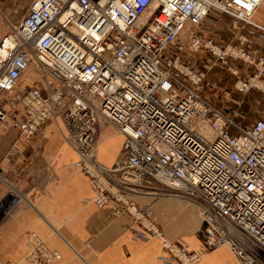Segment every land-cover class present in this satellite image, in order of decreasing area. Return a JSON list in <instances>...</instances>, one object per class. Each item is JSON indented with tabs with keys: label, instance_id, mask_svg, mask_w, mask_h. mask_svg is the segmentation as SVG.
<instances>
[{
	"label": "built area",
	"instance_id": "2783aa9c",
	"mask_svg": "<svg viewBox=\"0 0 264 264\" xmlns=\"http://www.w3.org/2000/svg\"><path fill=\"white\" fill-rule=\"evenodd\" d=\"M263 3L31 0L0 37V124L11 119L27 141L60 118L92 200L130 214L133 234L157 238L168 264H200L223 246L239 264H264V117L242 121L248 92L264 98V52L254 37L264 36L254 18ZM215 12L232 18L229 40L207 28ZM214 67L229 73L231 88L225 75L213 78ZM102 117L124 135L113 165L98 158ZM21 150L17 139L7 158ZM139 188L196 202L200 246L169 238L153 209L132 198ZM19 201L17 190L0 199V224ZM27 245L31 264L62 256L36 231Z\"/></svg>",
	"mask_w": 264,
	"mask_h": 264
},
{
	"label": "crops",
	"instance_id": "0c3cea01",
	"mask_svg": "<svg viewBox=\"0 0 264 264\" xmlns=\"http://www.w3.org/2000/svg\"><path fill=\"white\" fill-rule=\"evenodd\" d=\"M30 1L0 0V36L10 21L21 19ZM215 15L207 28L229 40L235 31L232 18ZM254 18L264 23V3ZM254 37L255 47L264 52V36L257 31ZM222 74L231 80L229 74ZM243 109L248 115L242 119L244 123L264 117V98L258 90L248 92ZM64 132L65 125L58 118L26 141L11 120L0 124V199L10 190L20 195L14 212L0 224V264H31L26 258L29 231H36L61 252V258L50 264H168L160 258L163 248L157 238L143 240L133 234L130 214H117L112 206H98L92 200L89 176L72 165L77 154ZM118 134V145L111 153L100 157L99 151V160L107 165L115 163L122 148L124 135ZM17 139L22 150L9 160L7 153ZM131 196L153 209L169 238H184L192 247L200 246L203 220L196 202L146 188L131 192ZM200 264L239 263L231 249L223 246L207 253Z\"/></svg>",
	"mask_w": 264,
	"mask_h": 264
},
{
	"label": "rangeland",
	"instance_id": "374dc122",
	"mask_svg": "<svg viewBox=\"0 0 264 264\" xmlns=\"http://www.w3.org/2000/svg\"><path fill=\"white\" fill-rule=\"evenodd\" d=\"M25 14V13H24ZM23 14V15H24ZM22 18V17H21ZM4 34V33H3ZM2 34V35H3ZM1 35V36H2ZM0 36V37H1ZM198 56V55H197ZM227 73L229 74L225 69H221L220 67H214L211 71V74L213 75V78L218 79L221 78L222 76H217V75H221L222 73ZM214 73L216 75H214ZM232 80L229 81L228 83H225L226 88H231L232 87ZM245 100V99H244ZM243 100V102H244ZM218 103H221L219 100L217 101ZM228 105L234 104V102L232 100H227L226 101ZM247 115V114H246ZM248 116V115H247ZM246 116V117H247ZM255 120V119H254ZM104 122H106L105 126H101L102 123H100V128H99V151H100V157L102 156V154L106 155L111 153L115 147L118 145V141L120 139V135L117 133V129L116 127L108 120L105 121L103 119ZM253 121V120H252ZM102 122V121H101ZM251 122V121H250ZM104 125V124H103ZM45 126V125H44ZM42 126V127H44ZM40 130V129H39ZM65 138V137H64ZM66 139V138H65ZM66 141L70 144V142L66 139ZM102 145V148H100ZM138 191V190H137ZM135 191V192H137ZM167 193H170V191H166ZM172 194V193H171ZM194 202V201H193ZM198 205V204H197ZM200 209V207H199ZM202 217V215H201Z\"/></svg>",
	"mask_w": 264,
	"mask_h": 264
},
{
	"label": "bare ground",
	"instance_id": "6f19581e",
	"mask_svg": "<svg viewBox=\"0 0 264 264\" xmlns=\"http://www.w3.org/2000/svg\"><path fill=\"white\" fill-rule=\"evenodd\" d=\"M101 119H102V120H101V121H102V122H101V123H102L101 126H102V128H103V126H105L106 122L103 121V117H102ZM9 120H11V119H9ZM104 120H105V119H104ZM51 121H53V120H51ZM56 121H57V120H56ZM105 121H108V120H105ZM11 122H12V121H11ZM110 122L116 127L117 132L120 133V134H122V133L118 130L117 125H116L114 122H112V121H110ZM47 123H48V122H46L44 125H46ZM12 124H13V123H12ZM103 124H104V125H103ZM13 125H14V124H13ZM44 125H43V126H44ZM14 126H15V125H14ZM16 127H17V126H16ZM41 128H42V127H41ZM41 128H40V129H41ZM38 131H39V130H38ZM64 137L66 138L65 135H64ZM66 139H67V138H66ZM70 145H71V144H70ZM71 146H72V145H71ZM72 149L76 152V150H75L74 148H72ZM76 154H77V152H76ZM98 157H99V151H98ZM86 174H87V173H86ZM87 175H88V174H87ZM90 184H91V183H90ZM93 191H94V190H93ZM173 195H174V194H173ZM94 202H95V201H94ZM95 203H96V202H95ZM96 204H97V203H96ZM198 206H199V205H198ZM200 214H201V211H200ZM227 248H228V247H227ZM60 258H61V257H60Z\"/></svg>",
	"mask_w": 264,
	"mask_h": 264
}]
</instances>
